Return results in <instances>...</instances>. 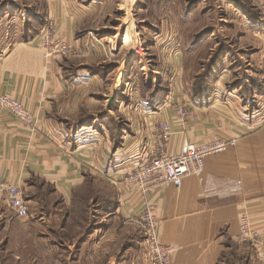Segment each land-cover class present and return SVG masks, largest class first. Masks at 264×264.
<instances>
[{"label": "crops", "instance_id": "0c3cea01", "mask_svg": "<svg viewBox=\"0 0 264 264\" xmlns=\"http://www.w3.org/2000/svg\"><path fill=\"white\" fill-rule=\"evenodd\" d=\"M107 1L15 0L8 14L16 10L18 20L34 15L39 28L41 15L53 16L60 35L76 43L77 32L99 18ZM251 1L255 12L235 7L243 34L231 43L213 85L191 91L187 82L184 91L180 80L178 100L185 98L191 109L186 124L175 121L172 105L148 123L149 150L159 147V122L172 129L162 146L167 153L215 138L236 146L208 158L204 173L186 176L180 188L146 193L123 182L144 157L136 155L144 142L110 155L100 137L74 131L79 115L92 112L96 77L85 72L69 81L57 60L45 61L37 35L27 38L25 23L16 34L5 27L12 20L2 21L0 93L20 99L33 114L31 124L8 111L2 116L0 180L21 187L30 212L18 219L0 210V243H8L0 254L9 264H150L143 233L129 222L148 202L157 207L161 242L181 246L172 264H264V244L257 250L239 237L246 209L264 238V0Z\"/></svg>", "mask_w": 264, "mask_h": 264}, {"label": "rangeland", "instance_id": "374dc122", "mask_svg": "<svg viewBox=\"0 0 264 264\" xmlns=\"http://www.w3.org/2000/svg\"><path fill=\"white\" fill-rule=\"evenodd\" d=\"M10 2L14 7L15 0H0V24L12 20V24H5L6 29L12 26L15 30L12 32L22 34L26 28L27 38L37 35V45L44 53L39 39L48 18L53 16L44 19L41 15L44 22L39 28L34 15L18 20L20 13L16 10L11 9L8 14ZM252 4L250 0H109L99 18L77 32L76 43L59 33V37L72 43L73 53L50 60L44 58L45 61L57 60L61 73L69 81L86 72L95 76L100 86L92 92V112L88 113L86 108L79 115L74 131L81 130V136L88 134L93 140L100 137L108 143L110 155L119 153L126 145L132 147L134 142H144L137 149L141 150L140 154L136 155L151 151L147 133L151 129L148 123L156 116L154 113L172 105L176 121L177 106L185 104L189 108L185 98L178 100L181 79L184 91H187V82L191 91L201 85L205 88L213 85L217 68L231 50V43L243 34L238 30L235 7L255 12ZM4 35V26H0V39ZM82 38L84 43L78 44ZM89 57L95 61L85 63L83 60ZM189 98L194 105L195 99ZM159 123L155 141L162 136L160 125L168 122ZM0 210L10 211L2 204ZM1 233L2 230L0 237ZM6 248L8 243L1 242L0 253ZM8 259H2L0 264H9Z\"/></svg>", "mask_w": 264, "mask_h": 264}, {"label": "built area", "instance_id": "2783aa9c", "mask_svg": "<svg viewBox=\"0 0 264 264\" xmlns=\"http://www.w3.org/2000/svg\"><path fill=\"white\" fill-rule=\"evenodd\" d=\"M39 45L46 60L71 55L74 48L72 43L59 37V26L53 17L48 18ZM6 111L26 124L33 122V114L20 99L0 93V140L2 116ZM190 116L191 111L185 104L177 106L176 121L180 125L184 126ZM160 129L162 136L157 140L159 147L146 152L144 157L139 156L123 179L124 184L136 186L143 193L156 192L169 184L180 188L186 176L204 173L208 158L236 146L233 139L215 138L203 143L188 142L179 152L167 153L162 146L171 137L172 129L169 123H162ZM0 204L8 207L18 219L30 214L21 187L12 182L0 180ZM129 222L141 229L150 264L173 263V257L181 246L161 242L160 223L154 203H146L145 209L138 216L130 217ZM239 224L240 239L259 250L264 238L248 210L240 213Z\"/></svg>", "mask_w": 264, "mask_h": 264}, {"label": "trees", "instance_id": "16d2710c", "mask_svg": "<svg viewBox=\"0 0 264 264\" xmlns=\"http://www.w3.org/2000/svg\"><path fill=\"white\" fill-rule=\"evenodd\" d=\"M4 258H6V257H4V256H2V254H0V261H1L2 259H4Z\"/></svg>", "mask_w": 264, "mask_h": 264}]
</instances>
